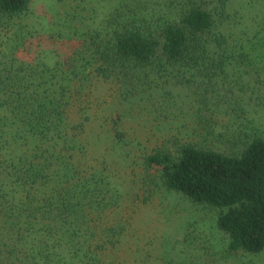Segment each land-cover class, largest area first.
I'll return each mask as SVG.
<instances>
[{
  "label": "trees",
  "instance_id": "trees-1",
  "mask_svg": "<svg viewBox=\"0 0 264 264\" xmlns=\"http://www.w3.org/2000/svg\"><path fill=\"white\" fill-rule=\"evenodd\" d=\"M68 3L42 27L31 0H0V264H185L176 241L134 225L159 191L216 213L224 248L203 264L251 263L264 120L243 99L264 90V0H119L100 29L71 23ZM171 81L189 102L167 91L141 107L165 130L128 131V99ZM114 151L134 194L113 180Z\"/></svg>",
  "mask_w": 264,
  "mask_h": 264
},
{
  "label": "rangeland",
  "instance_id": "rangeland-1",
  "mask_svg": "<svg viewBox=\"0 0 264 264\" xmlns=\"http://www.w3.org/2000/svg\"><path fill=\"white\" fill-rule=\"evenodd\" d=\"M67 1L69 2L66 6L68 7L67 9L71 10L75 8L78 16V19L73 18V22L71 23L77 26H83L84 28L90 26V28L98 27L99 29L103 27L102 22L108 19L107 14L109 10L111 8L113 9L119 3V0H98V2H96L97 0H66V2ZM78 4L85 9L83 14L88 16V20L80 19L81 22L78 21L79 17L81 18V16H83L78 12ZM255 4L257 5V3ZM31 6L34 16H30V20H33V22L36 21V23L42 27L48 24V20L51 16L53 17V11L56 10L58 13L62 11L61 5L57 4V0H31ZM244 82H247V79ZM156 84L158 85L157 87L150 89V91L147 92L150 93L149 95L143 93L137 95V97L129 98L125 103V105L128 104V106L121 110L120 115L122 116L121 119L125 123V126H127L126 128L128 131L132 132V129L136 127L137 128L134 130L140 129L144 123L143 120L147 121L148 124H146L151 130H157V128L162 132L165 130V123L161 124L160 122L157 126L151 118L147 120L145 117L147 111L144 109L142 110L141 107L149 109V103L157 100L163 101L164 97L167 96V91H172L173 96H176L178 101L186 99L189 102L191 91L186 87L180 88L172 85V81L170 83L159 82ZM259 95L260 98H256L255 96L250 98L248 95H245L243 99L244 102L247 103L248 108H250V116L256 117L255 119L257 121L260 119L264 120V90H261ZM252 111H254V113H252ZM117 115L118 112L115 113V117ZM155 134H158V132L155 131ZM111 155L112 157L107 156L108 163H113V159L118 162L117 165L112 166V169L114 170V173L112 172L114 174L113 180L121 186L124 192L134 194L133 188H135L134 190L136 191L137 187L140 186V179L138 178L135 182L131 183V177L134 175H131V170L125 169L121 162L122 157H120L117 152ZM139 171L140 170H138V172ZM148 205L151 206L147 207ZM148 205L146 207L140 205V214L134 219L135 227L141 228L143 231L144 228L147 227L153 231L155 230L158 231V233L164 234L171 243L176 241L177 248L181 249L179 254L183 258L185 264H203L204 261L214 260L215 258L204 254L205 252L203 250H205V247L212 248L214 251L217 250L218 255L223 250V241L214 228L216 218V213L214 211L192 204L186 199L173 193H164L162 191L156 193ZM189 231H193L190 236L191 238L189 239L193 246L189 245L191 247L186 248L180 244V242L184 238L185 233L187 234ZM146 236L147 235L145 234L143 237ZM160 241L164 242V240ZM166 246L170 247L171 245L166 244ZM250 258L251 263L245 261V259L243 262H246L247 264H264V253ZM194 259L196 260L192 261ZM168 260L170 259L168 258ZM219 264L241 263L236 259L226 258L221 260Z\"/></svg>",
  "mask_w": 264,
  "mask_h": 264
}]
</instances>
